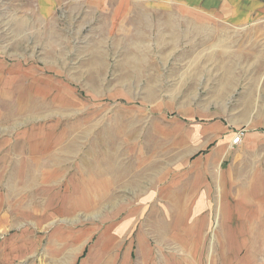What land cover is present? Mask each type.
Masks as SVG:
<instances>
[{
    "label": "rangeland",
    "instance_id": "374dc122",
    "mask_svg": "<svg viewBox=\"0 0 264 264\" xmlns=\"http://www.w3.org/2000/svg\"><path fill=\"white\" fill-rule=\"evenodd\" d=\"M257 53L264 55V0H0V125L11 142L31 128H55L68 141L72 134L74 150L88 154L85 172L111 175L120 209L111 219L133 226V236L150 231L157 262L162 251L169 264H264V247L227 240L233 217L226 226L214 211L185 217L178 228L173 217L145 213L146 204L162 207L146 194L157 198L183 169L185 184L193 182L209 148L199 132L211 120L227 128L221 161H236L234 182L248 179L253 169L237 167L257 161L240 147L257 112L245 88L264 80ZM221 170L200 175L209 183ZM96 208L67 220L94 223L103 219ZM122 209L141 211L123 221Z\"/></svg>",
    "mask_w": 264,
    "mask_h": 264
},
{
    "label": "crops",
    "instance_id": "0c3cea01",
    "mask_svg": "<svg viewBox=\"0 0 264 264\" xmlns=\"http://www.w3.org/2000/svg\"><path fill=\"white\" fill-rule=\"evenodd\" d=\"M255 57L264 55L257 53ZM9 81L2 80V90L8 88ZM232 81L233 76L228 74L227 83L231 85ZM245 89L246 103L257 104L253 125L241 133V154L245 150L257 153L256 163L242 164L241 160L237 167L253 169L248 179L234 182L232 170L236 161L231 166L221 161L230 147L227 128L211 120L199 132L198 143L209 148L206 161L198 167L194 164L193 182L186 186L183 169L177 181L171 187L164 186L157 198L146 194L147 200L162 201L158 209L146 204V217H173L179 228L185 217L212 215L215 211L226 226L230 225V218H235V232L225 230L229 234L227 240L235 239L238 246L245 244L247 248L264 247V80L253 79ZM221 97L223 90L217 92V98ZM8 132L0 125V234H4L0 239V264H37L35 259L40 252L44 264H132V254L140 264H169V257L162 251L156 261L154 248L159 245L150 231L149 236L138 231L133 236V226H122L111 219L120 215L119 204L111 196V175H106L101 167L96 173L85 172L82 161L88 154L74 150L78 141L73 140L72 134L69 142L55 128H31L16 131V139L11 142ZM214 140L219 143L212 145ZM214 168L223 169L222 173L206 183L200 174ZM6 170H10L9 174ZM58 183L63 188H58ZM60 189L62 192L57 193ZM94 203L96 216L103 219L94 223L67 220L74 211L86 214ZM123 210V221L141 211Z\"/></svg>",
    "mask_w": 264,
    "mask_h": 264
}]
</instances>
